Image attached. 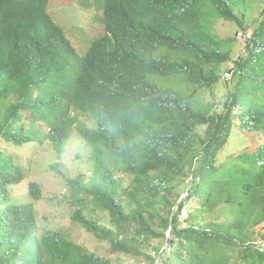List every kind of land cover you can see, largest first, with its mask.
<instances>
[{
	"label": "trees",
	"instance_id": "16d2710c",
	"mask_svg": "<svg viewBox=\"0 0 264 264\" xmlns=\"http://www.w3.org/2000/svg\"><path fill=\"white\" fill-rule=\"evenodd\" d=\"M262 2L108 0L106 34L84 57L98 64L72 98L54 49L67 46L64 36L42 11L31 9L22 20L2 10L0 0V76L10 81L13 96L5 100L0 92V137L18 142L33 136L24 129L27 121L32 127L45 121L55 131L68 105L76 106L82 96L98 115L90 138L101 142L99 179L91 185L72 181L71 187L76 204L107 211L113 227L86 219L80 208L77 220L129 255H139L151 240L160 241L154 245L160 250L170 229L172 251L164 264H264ZM216 19L252 29L242 55L233 58L234 40L218 36ZM224 69L232 70L231 79L223 78ZM222 80L227 91L217 102ZM235 120L246 149L236 144L239 153L223 161ZM117 160H125L123 172L133 175L122 192L121 181L106 183V177L114 179L107 165ZM17 176L18 165L0 150V200L6 202L0 264H114L56 232L39 239L33 205L9 202ZM31 190L41 197L38 187ZM184 190L190 208L185 228L171 214ZM17 218L21 226L13 225ZM146 257L155 260L153 253Z\"/></svg>",
	"mask_w": 264,
	"mask_h": 264
},
{
	"label": "clouds",
	"instance_id": "9594fccd",
	"mask_svg": "<svg viewBox=\"0 0 264 264\" xmlns=\"http://www.w3.org/2000/svg\"><path fill=\"white\" fill-rule=\"evenodd\" d=\"M30 1L32 0H4V4H2L1 8L2 10L11 9L15 11L22 20L24 18L26 19V16L31 9L36 10V11H42L45 14L46 18L48 17L51 24L57 29L56 31H58L64 36L67 42V46L58 47L54 49H56L57 59H59L58 65L62 64V66L64 67V70L60 69V72L64 80L66 81L67 85L69 86V90H70V94L72 98H74L76 95L80 94V92L78 91V83L86 84L87 79L92 75L96 65L98 64L95 61L86 60L84 57L89 52L90 48L92 47V44L97 39L101 38L102 36L106 34L107 25L105 22V18H106L108 0H95L97 6L100 8V15L97 17V19L103 25L104 32L101 35L94 37L84 52L80 51L75 46V44L73 43V41L70 39L68 35V31H70L69 34H72L74 32H80L81 30L84 31L85 29H87L88 23L81 22L78 16L75 15L74 13H71L67 17L66 20L58 19L55 15L52 14L53 7L50 6L52 0H33L34 4L30 3ZM32 30H35L37 32H42V30L40 29L32 28ZM239 32L241 33V35H243V37H245V39L247 38L249 39L252 37V31H251V35H247L249 31L246 32V30L244 29H241V31ZM236 38H238V36H236ZM47 44L49 47H52L49 43V40H47ZM98 59H100V55H98ZM100 73H101V70L99 66L97 76ZM227 73L230 75L229 71ZM93 86L95 87V84ZM9 87H10V81L7 79L6 75H3L2 77L0 76V92L4 93L5 100H7L9 96H12ZM94 111L95 110L87 102H85L81 96L76 106L73 105V102L68 105V108L66 109L62 117L60 118V121L62 122V124H59V128L56 129L55 131L53 127L50 124L46 123L45 121L37 120L35 122L34 127H32L30 122L27 121L25 125L26 128L24 127V129L26 132L34 134L33 136H30L26 139L25 137L23 138L22 136L20 141L18 142L8 141L3 137H0V139H4L5 141L9 143L19 145V146L27 144V143H31V142L36 143L38 141L40 143H44L46 140H48L53 145L54 150L56 154L58 155V157L63 158V154L66 151H68L69 146L74 141H76L75 138H77L78 143L80 144V146H83V147L82 149L77 151L76 158L78 160H82L83 162H86L87 167L85 170L78 169V173L75 176L64 174L65 181H66L64 188L67 190V192L62 191L61 194L55 195L54 197H52V199L53 200L58 199V201L63 202L65 198H68V201L72 202L73 205L76 206V209L72 215L73 220L79 223L85 229H87L88 232H91L95 236H97L94 232L90 231L79 220H77L74 214L80 208V210L83 212V216L86 219L97 220L100 218L102 224H104L102 220L104 219L105 216L107 217V219L110 220L108 212L101 208L96 209V212H94L92 207L84 208L76 204L75 199H74L75 195L73 194L74 190L71 187L72 181L75 183L79 181L84 184L91 185L99 179L98 177L99 169L97 168L98 163H97L96 155L98 152L97 148L99 147L98 144H100L101 142L90 138L92 134H95L94 131L98 129V115ZM39 122H40V125L38 124ZM82 127H85L89 131L87 133H84L82 131ZM59 133L61 134V137L59 136ZM0 150L3 152H8L12 156V159L18 165V169L21 172L20 177L19 176L14 177V179H17L16 182L9 185V191H7L9 202L11 204L17 203L18 205H20V207H22L21 205L26 204V203L28 205H31V204L33 205L34 215H35L33 216L34 223H35L33 224V226H36L35 233L39 237V239L44 235L46 231H53L69 239L70 241L78 244L79 246L87 248L81 242H77L75 239L71 238L69 234H65L64 232L58 229L46 227L43 229V231H41V223H40L39 215H38L37 208H36L37 201H40L43 198V188H42L41 183L35 180L31 181L28 185L29 191L27 195L23 197L16 196L14 194L15 186L21 183L24 184L27 180L26 179V176H27L26 166L19 159V156L17 154L11 153L8 149L0 148ZM124 161L125 160H117L107 165V168H109L112 171V175L114 179H110L106 177V183L111 184L113 180H117L119 181V183L121 181L122 183L121 192L130 185L131 180L133 179V175L127 172H123ZM58 164L60 163H57V165ZM57 165L52 164L50 165V167L60 172ZM89 172H91L90 173L91 175H88ZM32 186L39 188V190L41 191L40 198L35 197L33 191L31 190ZM9 194L11 198L9 197ZM188 195H189V191L187 190L184 191L183 194L178 199V202L174 204V206L171 208L172 210L171 214L172 215L176 214V216L178 217L179 223H181L182 227L184 228L187 227L186 224L188 223L186 222V219L190 215L189 202H185L187 200ZM5 204L6 202L4 199L0 200V211H2ZM85 211H88V213H86ZM97 213H100L102 216L98 215ZM14 224H18L21 226V224L19 223V218L15 219L13 225ZM104 226L113 227L112 223L110 225L104 224ZM165 235L166 237L164 239V242L160 250H155L153 246L154 253L153 251L150 252V253H153L154 259H155L154 262L151 264H164L165 257L169 255L170 252L172 251V246L170 244V237L172 236L171 230L170 229L167 230ZM97 237L101 238L99 236ZM101 239L109 241L108 239H105V238H101ZM143 246H148V245L146 243ZM142 248L140 250V254H142L143 252ZM87 249L90 252H94L90 250L89 248ZM122 254H125V253H122ZM98 255L104 256L101 254H98ZM125 255H129V254H125ZM132 256H135V255H132ZM104 257H107V256H104ZM107 258H110V257H107Z\"/></svg>",
	"mask_w": 264,
	"mask_h": 264
},
{
	"label": "rangeland",
	"instance_id": "374dc122",
	"mask_svg": "<svg viewBox=\"0 0 264 264\" xmlns=\"http://www.w3.org/2000/svg\"><path fill=\"white\" fill-rule=\"evenodd\" d=\"M264 5V2H262ZM52 14L58 19L66 20L67 17L74 13L78 16L81 22L88 23L87 29L80 32H74L68 35L73 41L75 46L80 51H85L89 43L94 37L101 35L104 32L103 25L98 21L97 17L100 15V8L97 6L95 0H52L51 5ZM259 12V10H257ZM256 13V11H255ZM254 17V15H253ZM250 21V20H249ZM248 21V22H249ZM252 22V21H250ZM217 32L219 37L228 39L230 36L231 42L233 41V58L242 55L245 52L246 39L241 35L237 24L234 21L216 19L212 26ZM249 31V32H248ZM252 29L249 27L246 32L247 35H251ZM238 36V38H236ZM233 62H229L224 66H232ZM225 70V69H224ZM229 71L230 75L227 73ZM223 71V78L231 79L232 71ZM226 84L222 80L217 87V99L216 101H223L226 95ZM209 99V97H207ZM40 125V122L38 123ZM236 128L233 138L231 139L232 145L227 148V152L221 156L223 161H227L231 156H235L239 153V148L237 149L236 144L240 143L244 145L241 149L245 151L246 142L240 141V136L238 134V122L235 120ZM244 130H242L243 132ZM254 138V143L256 142V137L254 133L250 134ZM259 137V136H258ZM74 141L63 154V158H59L56 154L53 145L46 140L44 143L31 142L24 145H15L0 139V148L8 149L11 153H15L19 156V159L25 164L27 170L26 182L24 184H19L14 188V194L18 197L26 196L29 191V183L31 181H39L43 188V198L37 201L36 208L39 215V220L41 223V231L44 228H55L65 234L75 239L77 242H81L89 248L90 250L110 257L114 264H151L146 254L150 253L154 249L153 246L159 243V240H151L150 245L143 246V252L140 255H125L119 251H114L111 248L110 242L101 238H98L93 233L88 232L83 226L73 220L72 215L76 209V206L72 202L65 198L63 202L58 201V199L53 200L52 197L61 194L62 191L67 192L64 188L66 181L64 174H69L75 176L78 173V169L85 170L86 162L78 160L76 158L77 151L82 149L78 139L75 138ZM260 141L262 138L260 137ZM57 163H60L57 165ZM57 165L60 172L52 169L50 165ZM91 172L88 173V175ZM185 191V190H184ZM88 213V211H85ZM98 215L102 216L100 213ZM104 224L110 225V220L105 216L102 220Z\"/></svg>",
	"mask_w": 264,
	"mask_h": 264
}]
</instances>
